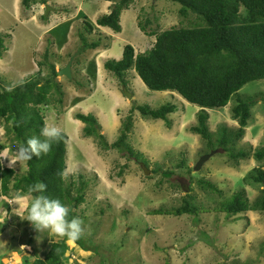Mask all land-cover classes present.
Returning a JSON list of instances; mask_svg holds the SVG:
<instances>
[{
	"label": "rangeland",
	"instance_id": "rangeland-1",
	"mask_svg": "<svg viewBox=\"0 0 264 264\" xmlns=\"http://www.w3.org/2000/svg\"><path fill=\"white\" fill-rule=\"evenodd\" d=\"M59 2L63 15L74 21L69 36L64 33L70 24L65 22V17L57 21L52 33L46 30L48 20H43L42 16L46 17L51 10H46L39 0L29 3V7L19 0L14 14L11 13L12 0H0V36L3 39L0 81L11 87L37 72L42 80L50 73L49 64L58 71L73 57L72 79L59 75L55 78L62 91L61 103H50L42 110L45 124L55 125L67 135L66 177L77 179L81 175L88 182L84 202L75 211L84 226L80 239L87 247L93 246L94 252L85 251L75 241L66 239L65 258L72 260L70 264H264L262 212L247 211L229 217L212 211L197 217L153 214L155 209H169L179 204L185 194L176 186L180 178L187 180L196 193V203L204 207H212V198L216 196L208 197L198 189L195 183L198 177L217 184L225 196L244 186L252 201L259 195L261 186L253 183L249 175L259 163L251 157L232 162L218 149L199 170L188 173L187 168L193 167L203 155L200 153L206 150L201 137L189 130L196 122L199 108L173 92L148 89L132 70L122 79L123 86L104 69L99 51L81 46L80 34L87 41H96L100 34L88 36L85 24L76 19L75 11L91 15L99 9L101 1ZM139 5L138 2L136 7ZM179 8L178 3L170 0H145L143 9L138 8L139 21H149L147 29L154 30L188 24L187 19L183 20L178 14ZM136 15L131 13L121 22L122 39L112 36L108 51L119 59L124 45L138 48L135 42L143 32L135 27ZM145 37L148 39L149 35ZM150 39L143 51L153 44L154 37ZM123 88L130 97L124 96ZM238 94L244 101L254 97L248 126L237 143L238 148L253 150L264 145V79L247 83ZM54 97L56 100L59 95ZM166 103L176 106V111L168 114L170 128L164 120L143 118L135 109L139 105L157 108ZM235 103L234 96L222 109L209 110L211 132L221 124L232 129L238 127L231 119L230 109ZM77 113L92 114L100 127L99 133L109 144L117 139L122 122L131 115L132 127L126 141L140 160L126 150H104L98 139L85 137L84 124L75 117ZM9 138L0 126V144L6 146L0 153L10 150ZM212 150L216 148L209 152ZM14 151L10 150L9 155ZM181 160L185 165L176 167ZM144 161L150 168L158 165L162 170H173V174L168 178L163 177L162 170L145 174L139 168V162ZM3 166L9 167L6 158ZM9 168L21 175L26 164L25 161L17 162ZM242 179L244 184L241 185ZM17 195L11 192L8 197L0 196V261L3 264H20L19 261L28 256L27 252L43 257L50 241L62 239L47 231L38 232L29 221L16 215L22 210L14 203ZM27 241L30 245L25 244Z\"/></svg>",
	"mask_w": 264,
	"mask_h": 264
},
{
	"label": "trees",
	"instance_id": "trees-1",
	"mask_svg": "<svg viewBox=\"0 0 264 264\" xmlns=\"http://www.w3.org/2000/svg\"><path fill=\"white\" fill-rule=\"evenodd\" d=\"M30 1L22 0L27 7L30 6L29 3L35 2ZM106 1L112 2L110 12L99 16L95 23L119 32V15L134 0ZM170 1L180 5L178 14L183 20L187 19L188 24L180 23L164 30H154L147 29L149 21H139L140 29L155 38L151 47L144 52L135 53L133 47L126 44L123 46L121 58L106 60L103 67L123 86L125 82L122 79L132 70L148 89L173 92L186 102L197 106L199 110L196 113V122L189 130L205 142L206 150L200 154L216 148L223 151L232 162L253 158L259 164L253 168L249 178L253 183L259 184L261 189L259 195L250 201L244 186L225 196L217 184L204 177H198L195 180L198 189L208 197L214 194L217 198H212V207L197 204L196 193L189 187V192L180 198L177 206L155 209L153 214H187L197 217L200 213L212 211L224 213L229 217L247 211L264 213V145L253 150L237 147L248 126L251 107L254 104V97L241 100L238 91L249 82L264 79V0ZM39 2L45 4L46 0ZM85 27L86 33L90 34L93 26L86 22ZM79 38L84 49L98 47V42H88L83 34H80ZM1 48L3 39L0 36ZM1 54L0 50V56ZM49 71L42 80L37 72L11 87L4 86L0 81V126L10 135V150L25 144L27 139L33 136H39L45 125L43 108L50 103L62 101L60 84L55 80L58 72L53 64H49ZM56 94L59 97L55 100ZM234 96L236 103L230 109L231 119L238 127L232 129L221 124L215 132H211L208 125L209 110L222 109ZM135 109L143 118L164 120L167 128H170L168 114L175 112L176 106L166 103L157 108L139 105ZM75 117L84 124L83 135L98 139L104 150H126L128 154L140 160L126 141L127 133L132 127L131 115L122 122L120 133L111 144L106 142L103 134L96 131L100 127L92 114L77 113ZM62 133V137L52 143L48 154H42L39 158L33 156L31 160L25 161L26 170L23 174L18 175L13 168L0 166V196L8 197L11 192L27 194L29 185L43 182L47 186L44 194L59 198L67 204L70 208L69 218L78 217L75 210L84 201V190L88 182L81 175H78L77 179L65 178L67 135ZM5 147L0 144V150ZM143 164L152 174L162 170L158 165L150 168L146 161ZM183 165L185 161L181 160L175 166ZM192 170L193 167L187 168L188 173ZM161 173L163 177L168 178L173 174V170H162ZM176 186L182 190L178 181ZM66 239L65 237L59 241H50L43 257H34L33 252H27L28 256L21 259V264H70L72 260L64 255L67 249L64 247ZM27 242L26 244L30 245L29 241ZM75 243L85 251H93V246L87 247L81 239L75 240ZM31 256L34 257L32 261ZM0 264L3 263L0 261Z\"/></svg>",
	"mask_w": 264,
	"mask_h": 264
},
{
	"label": "clouds",
	"instance_id": "clouds-1",
	"mask_svg": "<svg viewBox=\"0 0 264 264\" xmlns=\"http://www.w3.org/2000/svg\"><path fill=\"white\" fill-rule=\"evenodd\" d=\"M62 135L59 127L45 124L39 136H33L25 144L17 145L11 155L8 149L0 153V166H3L4 158L8 160V166L13 167L17 162L31 160L33 156L39 158L42 154L46 155L50 152L52 143L58 141ZM46 188L45 183L36 182L28 186L27 194H18L14 203L22 210L16 215L29 221L40 233L47 231L52 236L66 237L70 241L80 239L84 234L83 221L79 217L69 218V206L59 198L45 195Z\"/></svg>",
	"mask_w": 264,
	"mask_h": 264
},
{
	"label": "crops",
	"instance_id": "crops-1",
	"mask_svg": "<svg viewBox=\"0 0 264 264\" xmlns=\"http://www.w3.org/2000/svg\"><path fill=\"white\" fill-rule=\"evenodd\" d=\"M100 1H101L100 2L101 4L99 6V9L91 15L88 13L82 12V10L76 9V11H75L77 14L76 19L79 18V19H81V21L84 24L86 22H88L89 24H91L93 26V30L88 36L92 37L95 34H98V35L100 34L98 36L99 38L96 40V42H98V47H96L95 50L99 51L98 53L103 58L104 62L106 60H109V59L119 60V56H116V55L112 54L110 51H108V49L111 47L110 43L112 41V36H116L117 38L122 37L121 36V27H122L121 22H124V19H128L130 17L131 13H137L138 14V16L137 15L135 16L134 24H135V27L140 31V33L143 32L139 27V17H140L141 12L139 11L138 8L142 7V9H143V6L145 5V0H134L133 3L128 8L123 9L121 11V13L119 15V24H120V31L119 32H114L110 28L100 27V26L96 25V23H95L96 19L103 14L109 13L110 7L112 5L111 1H106V0H100ZM153 1H155V0H153ZM138 2L140 3V5L138 7H136ZM12 3L14 5V7H13V10L11 13L14 14V13H16V6H18L16 4L19 3V0H12ZM45 4H49L51 6V9H49L51 11H49L48 15H46V17L44 16V18L42 16L43 20H46V21L48 20V23L45 24L46 30L47 31L51 30L50 33H52L56 29L57 21H59L65 17V22L66 23L70 22V24L66 27L67 31L64 33L69 36V34H71V30L74 28V25H73L74 21H72L68 16L63 15L65 13H62L63 10L60 7H58L59 5H62V3L59 2V0H46ZM60 14H61V16H60ZM99 14H101V15H99ZM31 28H27V29H31ZM78 28L79 27H77V29ZM51 37L54 39L53 36H51ZM150 38H151V36H149V38L147 39L145 37V33L144 32L141 33V35H139L137 37L138 41L135 42V44L138 48L135 49L131 45L134 49V52L135 53L144 52L143 49L151 42ZM154 40H155V38H154ZM88 42H94V41L88 40ZM133 73H135V72L133 71ZM19 262L21 264V260ZM14 264H17V263H14Z\"/></svg>",
	"mask_w": 264,
	"mask_h": 264
},
{
	"label": "water",
	"instance_id": "water-1",
	"mask_svg": "<svg viewBox=\"0 0 264 264\" xmlns=\"http://www.w3.org/2000/svg\"><path fill=\"white\" fill-rule=\"evenodd\" d=\"M45 9L48 10L50 9V6L48 4H45ZM72 59L73 57H71L69 59V61L62 67L60 68L57 72L59 76H64L67 79H72V73H71V64H72ZM123 92L125 93L124 96L130 97L131 94L125 89L123 88ZM97 132H99V129H96ZM217 151H219L218 149L216 150H212L211 152L207 153V154H203L196 162V164L193 166V170L197 171L200 169V167L204 164L205 161H207L212 155H214ZM139 166L140 168L145 172V174H148L150 172L149 169L145 168V165L142 162H139ZM180 187L181 189L185 192L188 193L189 192V186H188V182L187 180L180 179L179 181Z\"/></svg>",
	"mask_w": 264,
	"mask_h": 264
},
{
	"label": "flooded vegetation",
	"instance_id": "flooded-vegetation-1",
	"mask_svg": "<svg viewBox=\"0 0 264 264\" xmlns=\"http://www.w3.org/2000/svg\"><path fill=\"white\" fill-rule=\"evenodd\" d=\"M180 179H181V178H180ZM180 179H178V181H179Z\"/></svg>",
	"mask_w": 264,
	"mask_h": 264
},
{
	"label": "bare ground",
	"instance_id": "bare-ground-1",
	"mask_svg": "<svg viewBox=\"0 0 264 264\" xmlns=\"http://www.w3.org/2000/svg\"><path fill=\"white\" fill-rule=\"evenodd\" d=\"M90 49V48H89Z\"/></svg>",
	"mask_w": 264,
	"mask_h": 264
}]
</instances>
